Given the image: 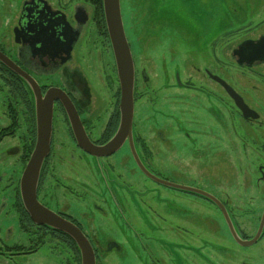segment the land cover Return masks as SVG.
Returning a JSON list of instances; mask_svg holds the SVG:
<instances>
[{"label":"flooded vegetation","instance_id":"af4514ba","mask_svg":"<svg viewBox=\"0 0 264 264\" xmlns=\"http://www.w3.org/2000/svg\"><path fill=\"white\" fill-rule=\"evenodd\" d=\"M148 1L150 25L153 23L166 27L174 16L182 20L186 18L188 39L197 47L212 48L218 64H221L220 51L226 49L231 51L230 57L234 65L240 68L251 69L264 65V61L254 58L264 57V0ZM3 2L0 11L7 12L8 0ZM19 7L16 18H11L9 22L13 23L16 57L6 53L4 43H0V51L37 82L43 96L51 89L61 90L73 104L85 136L95 146L106 145L114 138L120 125L121 93L104 13L101 16L103 6L100 7V0H22ZM247 7L253 9L247 10ZM124 19L123 17V22ZM125 26L124 24V28ZM125 32L131 48L130 34L126 28ZM16 33L19 35V42L16 40ZM98 37L107 42L104 49L109 60L104 62L102 54L95 59L94 64L99 74L94 76L92 69L85 64L91 68L89 60L93 59L90 51L98 46ZM3 68L7 69L0 63V75L8 84L12 83L13 75L16 74L9 69V72L4 71ZM196 70L199 71L200 67H196ZM204 72L201 77L223 89L240 112L242 120L248 123L259 120L258 113L245 102V97L233 85L207 67ZM211 75L227 82L258 117L245 118L222 85ZM170 78L174 82L168 85L169 89H186L208 98L218 96L204 86L195 85L190 78L182 83L179 73H174ZM19 79L22 82L23 101L35 126L36 142L34 95L30 85L20 77ZM151 87L146 70H139L135 65L133 146L142 166L133 155L128 139L111 155L94 156L86 152L78 144L62 101H53L51 146L41 169L37 198L48 210L81 230L93 248L96 264H104L105 259L113 254L126 258L127 248L121 243V238L125 237L133 244L129 246L134 250L132 252L137 257L138 264H194L189 259L190 253L192 257L197 253L198 264H205L203 237L197 240L203 244L196 247L198 251H194L195 248L190 251V239L194 237L190 226L195 231H201L203 227L198 219L196 223L191 222V217L195 218L199 211L189 207L185 200L189 197L198 198L222 211L217 204L202 195L168 185L185 186L172 181V176H169L172 170L155 161L152 148L135 132L137 106L144 97L149 96ZM158 134L162 136L161 132ZM186 135L192 144L197 143V138L191 133L187 132ZM214 140L219 139L217 137ZM260 171L264 175V170ZM191 187L204 191L200 185ZM15 197L19 230L26 236L27 244L16 242L0 245V263L37 254L43 248L39 243L41 237L49 236L65 247L75 261L79 259L81 264V254L75 241L62 231L36 225L22 204L19 189L16 190ZM219 201L229 213L227 205ZM225 224L234 244L239 245L226 221ZM233 225L235 226L234 223ZM235 229L243 240L255 237L244 235L237 227ZM263 237L264 233L257 243ZM229 254L231 264H236L235 250H231ZM218 256L220 255L215 258Z\"/></svg>","mask_w":264,"mask_h":264},{"label":"rangeland","instance_id":"374dc122","mask_svg":"<svg viewBox=\"0 0 264 264\" xmlns=\"http://www.w3.org/2000/svg\"><path fill=\"white\" fill-rule=\"evenodd\" d=\"M3 1L0 0V5ZM21 1L8 0L7 12L0 11V43H4L6 53L12 57H16L17 45L12 36L13 23L9 22L16 18ZM148 4V0H123L121 5L125 28L130 34L134 65L139 70H146L152 84L149 96L137 106L135 132L152 148L155 161L172 170L169 173L172 181L190 187L200 185L205 192L227 205L228 216L235 227L244 235L253 237L264 212V175L260 171L264 170V82L261 80L264 65L240 68L234 65L231 51L226 49L220 51L221 64H218L212 48L197 47L188 39L186 18L182 20L174 16L166 27L150 25ZM95 33L100 36L98 31ZM96 42L98 46L90 51L91 68L85 64L92 69L94 76L99 74L95 59L102 54L104 62L109 60L104 49L106 40L98 37ZM196 67L200 70L197 71ZM206 67L226 79L245 97V102L259 115L257 122L242 120L223 89L201 77ZM174 73H179L182 83L190 78L195 85L204 86L220 96L208 98L186 89H169L168 85L174 82L170 78ZM11 112L17 116L18 126L9 131L10 135L0 139V245L27 244L26 236L19 230L15 193L30 149L35 144V126L23 101L22 87L14 81L8 84L0 75L1 134L12 125ZM160 132L162 136H159ZM187 132L197 138L196 144L187 140ZM217 137L219 140L215 141ZM185 201L199 211L195 218L191 217V222L196 223L198 219L203 227L201 231H195L190 226L194 236L190 239V251L193 248L198 251L196 247L203 244L197 240L203 237L205 264H231V250L236 252V264H264V237L252 247L235 245L222 211L198 198L189 197ZM41 238L39 243L43 248L37 254L0 264H80L79 259L75 261L57 240L49 236ZM121 239L127 248V257L113 254L105 259L104 264L139 263L129 246L133 245L129 238ZM197 255L192 257L190 253L191 263L198 264ZM216 255H220L219 258L216 259Z\"/></svg>","mask_w":264,"mask_h":264},{"label":"water","instance_id":"95a60500","mask_svg":"<svg viewBox=\"0 0 264 264\" xmlns=\"http://www.w3.org/2000/svg\"><path fill=\"white\" fill-rule=\"evenodd\" d=\"M104 19L110 44L113 51L114 61L120 84V125L114 138L104 146H95L85 136L82 125L76 110L71 101L59 89H51L45 96L42 95L37 82L27 74L16 62L0 51V63L14 74L25 80L31 87L35 99L36 112V142L33 152L26 164L19 181V192L22 204L36 225H45L51 229L59 230L71 237L78 246L81 254V264H96L93 248L81 230L71 222L63 219L54 212L43 206L37 198L39 178L43 163L50 152L52 125H53V101L59 99L65 106L69 120L78 140V144L86 152L94 156H107L115 153L128 139L133 155L138 160L133 146V121H134V89H135V65L132 51L127 40L121 10V0H102ZM16 40L19 42V35L16 33ZM249 53V49L247 50ZM256 60L264 61V57L256 56ZM242 64V63H241ZM214 80L219 82L227 94L234 101L238 109L245 118L256 119L258 115L252 111L243 98L223 79L211 75ZM143 169V167H141ZM143 171H145L143 169ZM180 190L196 193L204 196L219 206L224 213L225 219L236 242L249 247L257 243L264 233V212L261 217L259 229L254 238L243 240L237 233L232 224L228 212L224 205L213 195L202 190L169 184Z\"/></svg>","mask_w":264,"mask_h":264},{"label":"trees","instance_id":"16d2710c","mask_svg":"<svg viewBox=\"0 0 264 264\" xmlns=\"http://www.w3.org/2000/svg\"><path fill=\"white\" fill-rule=\"evenodd\" d=\"M100 7L102 8V4H101V0H100ZM101 16L103 17V11H102V9H101ZM3 70L4 71H7V72H9V70H7V69H5V68H3ZM13 81H14V83L16 84V85H20L21 87H22V82L20 81V79H19V77L17 76V75H13ZM12 110H14V108L12 109ZM11 114H12V125H10L8 128H6V129H4L3 130V133L1 134L0 133V139L1 138H3L4 136H7V135H10L11 133L9 132V131H14L16 128H17V126H18V121H17V116L16 115H14V113H12L11 112ZM35 131V130H34ZM35 133V132H34ZM34 146V145H33ZM32 148L33 147H31V149H30V152L29 153H31V151H32Z\"/></svg>","mask_w":264,"mask_h":264}]
</instances>
